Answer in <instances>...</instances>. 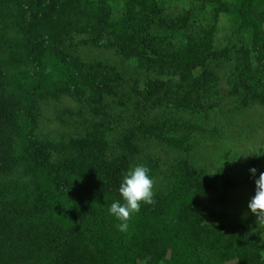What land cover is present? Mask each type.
I'll return each mask as SVG.
<instances>
[{"label":"trees","instance_id":"obj_1","mask_svg":"<svg viewBox=\"0 0 264 264\" xmlns=\"http://www.w3.org/2000/svg\"><path fill=\"white\" fill-rule=\"evenodd\" d=\"M178 1L189 9L171 11ZM87 46L142 77L83 59ZM229 61V96L264 105V0H0V264H264L259 233L201 205L237 184L189 159L155 183L128 233L108 212L130 166L159 173L154 156L139 162L140 140L190 151L195 126L178 115H207ZM63 97L79 113L58 109V122L69 113L82 131L56 137L45 115Z\"/></svg>","mask_w":264,"mask_h":264},{"label":"rangeland","instance_id":"obj_2","mask_svg":"<svg viewBox=\"0 0 264 264\" xmlns=\"http://www.w3.org/2000/svg\"><path fill=\"white\" fill-rule=\"evenodd\" d=\"M123 2L124 0H119L121 8ZM186 9H189V5L178 1L171 11L178 13ZM222 33L221 37L227 35L224 31ZM78 54L85 60L107 61L118 65L120 69L126 71V77L129 80L142 77L139 75L141 71L136 69L133 61L122 60L113 49L87 46L80 48ZM232 67V61L221 63L217 67L219 82L216 85L214 97L210 101L214 106L207 115L193 116L190 113L178 115L180 120L195 126L189 152L185 149L176 150L164 147L149 140H140L142 154L138 156V160L140 162L143 161L142 159L147 160L150 156H154L158 161L160 170L154 177L155 183L161 181L170 166L180 159H189L190 163L198 168L205 178H218L221 185L225 180H232L237 184L235 189L227 194L206 195L201 205L217 210L219 221L226 223L230 228L236 231L259 233V238L264 241V221L257 222V218L250 213L245 216L248 203L255 195L256 189L254 178L249 170L251 168L258 170L256 178L260 172H264V105L254 104L241 108L237 100L229 96L230 86L227 78L228 71ZM129 74H135V76ZM79 106L76 102L64 97L60 102L52 103L46 111L45 130L53 132L56 137L61 134L68 136L81 132L82 128L77 117H70L69 113L66 114L64 117L69 124L64 126L57 120L58 109L61 112L68 110L70 113H79ZM161 111L163 113V110ZM166 112L168 113L164 114L167 116L171 114L168 110ZM113 113L115 117L119 115L117 111ZM111 129L112 132L108 136L114 138L116 126L112 125ZM220 203L225 205L222 210L219 208ZM140 264H145V262Z\"/></svg>","mask_w":264,"mask_h":264},{"label":"clouds","instance_id":"obj_3","mask_svg":"<svg viewBox=\"0 0 264 264\" xmlns=\"http://www.w3.org/2000/svg\"><path fill=\"white\" fill-rule=\"evenodd\" d=\"M248 158L249 156H241ZM251 176L256 185L255 195L248 203L249 213L257 218V222L264 221V172H260L258 178L256 168H251ZM155 180L151 175V170L144 164L130 166L123 174L119 185L120 199L113 202L108 208L109 215L118 221L117 229L121 233L130 231V222L137 215L142 205H153Z\"/></svg>","mask_w":264,"mask_h":264}]
</instances>
